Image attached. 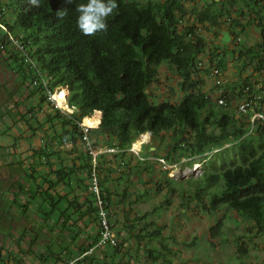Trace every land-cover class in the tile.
<instances>
[{
  "label": "trees",
  "instance_id": "obj_1",
  "mask_svg": "<svg viewBox=\"0 0 264 264\" xmlns=\"http://www.w3.org/2000/svg\"><path fill=\"white\" fill-rule=\"evenodd\" d=\"M193 1L116 0L118 9L108 18L107 30L85 36L77 27L76 9L87 0H39V7L30 0H0V42H15L10 53L14 71L28 94L39 97L24 111L16 108L17 119L26 125L22 132L30 133L12 136L15 142L0 149L11 152L17 140L33 139L28 157L11 162L19 170L12 202L23 212L36 206L42 225L55 233L54 240L36 254L40 263L65 262L96 244L101 236L99 210L103 209L110 228H117L116 244L105 245L107 250H101L97 258L85 255L77 264H127L129 257L139 256L147 264H172L178 251L164 241V227L153 218L170 199L143 213H137L134 204L146 199L151 190L162 188L151 176L158 158L178 161L179 154L202 160L201 174L182 181L188 187L177 191L173 185L181 181L167 179V191L178 194L182 208L192 201L209 214L224 208L250 222L249 232L264 235V122L257 121L250 130L246 115L236 117L228 109L244 92L264 93V79L257 87L252 76L264 75V0L212 1L191 10L195 22L185 25L183 17L191 13L186 4ZM206 24L230 33L234 27L242 32L254 25L259 42L246 46L231 38L204 50L205 40L197 28ZM203 53L221 72L227 57L235 53L243 60V70L251 66L252 73L225 87L223 82L218 85L226 105L217 104V97L202 90L201 74L209 70L205 64L198 65ZM161 64L180 77L177 101L150 98L147 89L157 80ZM239 74L240 78L243 73ZM59 90L64 91L55 98L63 97L70 112L50 101L49 94ZM260 101L264 103V96ZM82 125H87L86 132ZM144 133L162 141L169 137L165 156L153 151V159L147 152L136 155L130 150ZM101 147L116 151L97 152ZM92 152H97L95 160ZM139 171L147 174L146 180L141 179L144 188L132 190V176L142 178ZM86 219L97 229L90 242L79 244L80 232L89 224ZM222 226L221 219L210 226L211 239L222 235ZM38 236L37 230L29 248L21 249L20 258H4L0 252V264H28L25 256L33 252ZM68 236L75 250L61 243ZM22 239L15 241L19 248ZM154 241L158 246L152 245ZM183 244L195 245V237ZM238 252V263L248 264L244 260L247 250L238 247ZM192 261L200 264L196 258Z\"/></svg>",
  "mask_w": 264,
  "mask_h": 264
},
{
  "label": "rangeland",
  "instance_id": "obj_2",
  "mask_svg": "<svg viewBox=\"0 0 264 264\" xmlns=\"http://www.w3.org/2000/svg\"><path fill=\"white\" fill-rule=\"evenodd\" d=\"M212 1L218 0H194L186 5L187 9L191 11L194 9H202ZM194 22V11H191V13H188L183 17V24L185 25L186 23ZM248 28L249 32H251L254 25H249ZM197 29L199 34L205 40L206 46L204 50H208L209 48L214 47L215 44L220 43L222 32L226 30L224 28L216 29L210 24L200 26ZM250 36L251 34L249 37ZM247 37L245 38V41ZM251 41L252 44L249 45L248 42H245V45L253 46L258 43L259 35L254 37ZM13 44H15L14 41L11 43L7 42L6 44L0 42V143L5 144L15 142L12 136H18L19 134L23 135L24 133L28 135L30 133L28 130L24 133L22 132L26 125L17 119L19 118V112L16 109L17 106L21 111H24L28 105H35L39 101V97L36 94H28V89L20 84V76L14 71L16 64L10 57V53L13 52ZM202 56L203 64L210 68L206 53H203ZM243 67V60L237 58V53L233 56H228L226 68L220 74L223 82L221 86L225 87L228 82L241 79L243 75L251 72V66H245V70H243ZM240 71L243 74L239 78ZM254 75L255 74L252 73L253 77ZM201 77L204 80L202 90L207 94H210L211 97H218L217 93L219 89L218 85L214 83L213 77L207 73V71L202 72ZM262 79H264L263 75L256 78L258 81L257 87H261V84L259 83L263 84ZM179 80L180 77L177 76L173 69L166 64H161L158 67L157 80L152 82L147 89L151 95L150 98L156 102L162 98H170L173 101L179 100L181 97V92L178 86ZM30 89H32V87H30ZM58 92L59 91L55 94H49L50 101H52L57 107L70 112L71 108L67 107L63 97V101H60L61 96L57 97V99L55 98V95ZM39 104H41V102ZM41 105L43 106L44 104ZM229 110L232 111L233 109ZM39 116L41 119L43 118L42 113H39ZM31 123L34 124V122ZM7 125L11 128L8 129ZM169 133L171 132H168L167 134ZM149 136L151 135L149 134ZM168 138L169 137H166L164 141L159 140L158 138H150L147 142L148 145H145L144 147L140 146V144L138 147H134V144H131L132 149H134L132 152L134 151L133 153L136 155L140 152H142V154H145L143 152H147L153 159H156L154 154L151 155L154 151L158 157H163L166 155ZM137 139L133 143H135ZM90 140L94 141V138L91 137ZM17 141L19 144L16 143V148L13 150L14 157L17 159L20 156L28 157L30 153L28 148L29 145L33 144V139L29 137L24 141L22 140L21 143L20 140ZM152 147L154 148L152 149ZM3 152L4 150L0 149V154ZM16 153H18V156ZM179 155L180 158L178 161L174 160V158L169 161L164 160V162L160 160L157 161L154 172L151 176L154 180L161 183L160 185L162 188L158 192L151 190L146 199L134 204L135 211L137 213H143L144 211L151 210L154 205L163 202L167 197L170 199V203L164 205L160 209L158 216H153V218L164 227V241L167 242L170 247L177 249L178 251L176 257L173 258L172 264H192V259L195 258L200 264H239L237 261L238 259L236 258L237 255H239L238 247H243L247 250V252L244 253V260L246 263L264 264V235H257L254 234V232H249L248 228L251 225L250 222L224 208L220 209L218 212L209 214L202 209V206L199 203H195V201L190 202L189 206H184L182 208L180 205L181 199L178 194H172L170 191H167V179L181 181L180 183L173 185L177 191H180L183 185H185L182 181L184 182L191 177L194 179L202 172V160H200L199 157L195 156L186 159L183 155ZM187 160L192 161L191 165L185 164ZM18 174V167L15 164L5 166V159L2 158V163L0 164V191L1 189H7L9 185L13 184L15 181L14 179L18 178ZM138 176L135 174L132 176V190L142 188V180L147 179V174H145V172L144 174L141 173L142 178ZM157 182L154 181L152 184L154 189L156 188L155 185ZM185 186L188 187L187 184ZM5 192H7V190ZM4 197H7V195ZM27 210L28 215L26 216L20 214L19 211L16 212L17 215L15 212H12L14 213V218L5 222V226L8 228L7 230H13L12 233L14 238H18L24 231L26 232L25 234L32 237L31 235H33L34 232L31 231L38 230L39 236L37 240L38 242L34 245L35 248L40 247L41 244L45 242L44 239L50 241L53 240L55 238V233H52V231H49L46 226L44 227L42 225L44 221L43 218L38 215V212H35L36 206H32V208L29 207ZM218 219H221L223 223L222 235L218 238L211 239L209 228L215 224ZM2 231L4 230L2 229ZM193 237H195V245L188 247L184 246L183 241H190ZM152 245L158 246L155 241Z\"/></svg>",
  "mask_w": 264,
  "mask_h": 264
},
{
  "label": "crops",
  "instance_id": "obj_3",
  "mask_svg": "<svg viewBox=\"0 0 264 264\" xmlns=\"http://www.w3.org/2000/svg\"><path fill=\"white\" fill-rule=\"evenodd\" d=\"M225 29V28H224ZM249 28L248 27H246L245 28V30H243L242 31V38H243V43H245V42H248L249 43V45L250 44H252V39H254V37H256V36H258L259 35V30H258V28H256V27H254L253 28V30H251V32H249V30H248ZM247 33V34H246ZM251 34V36L249 37V35ZM247 37V39H246V41H245V38ZM245 37V38H244ZM260 38V37H259ZM248 74V73H247ZM258 76H261V75H256V73H255V75H254V77H255V79L256 78H258ZM264 76V75H263ZM253 77V78H254ZM259 84H261V86L263 85L262 83H259ZM260 87V86H259ZM147 135H148V139L150 140V138H151V136H149V133H146ZM148 139H146V141H142L141 143H140V146H142V147H144L145 145H148ZM22 141V140H21ZM23 143V142H22ZM142 144V145H141ZM0 145L2 146V145H5V143H0ZM104 147H101L100 149H103ZM154 147H152V149H153ZM152 149H150V150H152ZM14 151L12 150L11 152L10 151H8V150H4V152L2 153V154H0V164L2 163V158H4L5 159V166H8V165H13V164H11V162L13 161V160H17V158L16 157H14ZM16 155L18 156V153H16ZM15 155V156H16ZM22 158H23V156H21ZM152 157V156H151ZM19 158V157H18ZM17 166V165H16ZM142 188H144V187H142ZM3 190H7V192H5V191H3ZM16 190V186H15V184L13 183V184H11V185H9V187H7V189H1V191H0V252H1V254H2V256L4 257V258H6V257H8L9 255H14V256H16V257H18V258H20L21 257V249L22 250H26V249H28L29 247H28V242H29V240L35 235V233H36V231H31V232H34V234L33 235H31L32 237H30V235H27V234H25L26 232L24 231V232H22L20 235H19V237L18 238H14V235H13V233H12V231L13 230H11V231H9V230H7L8 228L5 226V222L6 221H10L11 219H13L14 218V213H12V212H15V214H16V212H20V214H23L24 216H26V215H28V208L23 212L22 210H21V208L20 207H18V205H17V203L15 204V203H13L12 201V198H13V191H15ZM5 195H7V197H4ZM18 200L20 201V202H22V201H24V197H18ZM32 206L33 205H31L30 206V208H32ZM117 209L118 210H120V204H117ZM31 212H32V210H31ZM17 215V214H16ZM86 222H88L89 224L80 232V236H79V238H78V240H77V243H79V244H81V243H88V242H90L91 240H92V237H93V235L95 234V231H96V229H97V226H96V224H94V223H92V222H90V220H87L86 219ZM44 223V222H43ZM44 226V225H43ZM45 227V226H44ZM116 227H118V226H116ZM2 229L4 230V231H2ZM113 230V233L115 234V232H116V230H117V228H113L112 229ZM50 231V230H49ZM52 233H54L53 231H52ZM68 235H69V232H68ZM70 236V235H69ZM66 237V238H64L63 239V241L61 242L62 244H64V245H66V243H68V246L72 249V250H75V248H74V246L71 244V239H70V237ZM20 237H22L23 239L22 240H20V248L18 247V245H16V243H15V241L16 240H18ZM26 239H25V238ZM25 239V240H24ZM54 240V239H53ZM53 240H45L44 239V243H42L41 244V246L40 247H38V248H35V244L38 242H36L33 246H32V250H33V252H31V253H28L29 255H26L25 256V259H26V261H27V263L28 264H50V263H47V262H45V263H40V261L38 260V258H37V255L36 254H38V253H40L42 250H44L45 249V246H46V244H48V243H51ZM13 241V242H12ZM154 243V242H153ZM131 245L130 246H128V249H129V252L132 254V253H134V244L131 242L130 243ZM108 248V247H107ZM107 248L105 247V246H101V247H99V248H95L94 250H93V252L92 253H90L89 255H94V257H98V255H102V252H101V250H107ZM73 256H74V254H73ZM131 260L130 262H128L127 264H147L145 261H144V258L143 257H138L137 259H134V257L131 259L130 257L128 258V260ZM156 264H158V263H156Z\"/></svg>",
  "mask_w": 264,
  "mask_h": 264
},
{
  "label": "built area",
  "instance_id": "obj_4",
  "mask_svg": "<svg viewBox=\"0 0 264 264\" xmlns=\"http://www.w3.org/2000/svg\"><path fill=\"white\" fill-rule=\"evenodd\" d=\"M1 27H3L0 24ZM242 32H240L238 30V27H234L232 29V33H231V38L235 41V42H242ZM203 54H201L200 58L203 60ZM204 62H198L199 67L203 66ZM208 71L207 73H209L213 79H214V83L217 85H220L222 83V77H221V70L216 66V65H210V68L208 66ZM247 89H245L246 91ZM64 91V90H63ZM59 92H61V90H59ZM218 97H217V104L219 105H226V102L224 100V98L222 97V95L219 94V92L217 93ZM264 96V93L262 92H257L254 94H250L248 92H244L242 94V96H239L236 98L235 101L232 102V104L228 105L229 109H233L232 111L235 113L236 117H241L243 115H246L250 121V130L252 128L255 127V124L257 121H263L264 122V103H262L260 101V99ZM83 126V130L86 132L87 131V125H82ZM134 144V143H132ZM130 150H134L132 149V147L130 148ZM115 152L116 148L114 147H105L103 149H99L97 152ZM97 152H92L93 155V160L95 155L97 154ZM134 152V151H133ZM158 160L164 162L163 158H158ZM92 189L94 191H96V185L94 184L92 186ZM99 217H100V225H101V236L99 238V240L97 241L96 244H94L93 246L87 248L84 252L71 257L69 259H67L65 262L62 263H58V264H77V262L81 259H83L85 257V255H89L90 253L93 252V250L95 248H99L101 246H113L116 244V238H115V234L113 233V230L110 228V224H109V220L106 217V213L103 209L99 210ZM52 264V263H50Z\"/></svg>",
  "mask_w": 264,
  "mask_h": 264
},
{
  "label": "clouds",
  "instance_id": "obj_5",
  "mask_svg": "<svg viewBox=\"0 0 264 264\" xmlns=\"http://www.w3.org/2000/svg\"><path fill=\"white\" fill-rule=\"evenodd\" d=\"M31 4L39 7V0H30ZM71 2V0H69ZM118 9L116 0H87L77 6L79 13L76 24L85 36H94L107 30V20Z\"/></svg>",
  "mask_w": 264,
  "mask_h": 264
},
{
  "label": "water",
  "instance_id": "obj_6",
  "mask_svg": "<svg viewBox=\"0 0 264 264\" xmlns=\"http://www.w3.org/2000/svg\"><path fill=\"white\" fill-rule=\"evenodd\" d=\"M230 40H231V33H230V31L229 30H224L222 32V38H221L220 42H222V43L225 44V43L230 42ZM67 107H68V105H67Z\"/></svg>",
  "mask_w": 264,
  "mask_h": 264
},
{
  "label": "bare ground",
  "instance_id": "obj_7",
  "mask_svg": "<svg viewBox=\"0 0 264 264\" xmlns=\"http://www.w3.org/2000/svg\"><path fill=\"white\" fill-rule=\"evenodd\" d=\"M61 99H60V101H63L62 99V97H60ZM139 138L137 139V141L134 143V147H138L139 146V144L142 142V141H146V139H148V135L146 134V133H144V134H140L139 136H138ZM102 152V151H101Z\"/></svg>",
  "mask_w": 264,
  "mask_h": 264
}]
</instances>
